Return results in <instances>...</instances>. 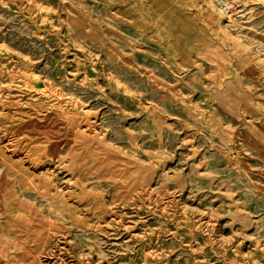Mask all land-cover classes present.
<instances>
[{
  "label": "rangeland",
  "instance_id": "1",
  "mask_svg": "<svg viewBox=\"0 0 264 264\" xmlns=\"http://www.w3.org/2000/svg\"><path fill=\"white\" fill-rule=\"evenodd\" d=\"M256 147L264 0H0V264H264Z\"/></svg>",
  "mask_w": 264,
  "mask_h": 264
},
{
  "label": "crops",
  "instance_id": "2",
  "mask_svg": "<svg viewBox=\"0 0 264 264\" xmlns=\"http://www.w3.org/2000/svg\"><path fill=\"white\" fill-rule=\"evenodd\" d=\"M198 31L200 32V34L203 37V39H207L208 38V31L207 30H203V29L202 30H197L196 29V32H198ZM191 78H192L191 79L192 85L193 86H196V88H198V89H200L199 86H203V85L205 86L206 85V84H204L205 83L204 81H206V80L203 79V77H202V70H200V68L196 70V74H194ZM214 89H219V88L216 87V83H211V84L209 83V90L208 91H210L209 93L211 94V96H212V90H214ZM220 90H222V89H220ZM256 149L264 157V149L262 150V148L260 149L259 147H256Z\"/></svg>",
  "mask_w": 264,
  "mask_h": 264
}]
</instances>
